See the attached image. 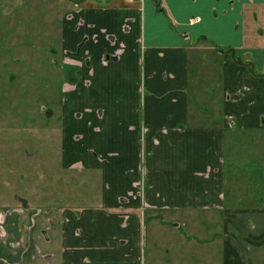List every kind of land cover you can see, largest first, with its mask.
<instances>
[{
    "label": "crops",
    "instance_id": "0c3cea01",
    "mask_svg": "<svg viewBox=\"0 0 264 264\" xmlns=\"http://www.w3.org/2000/svg\"><path fill=\"white\" fill-rule=\"evenodd\" d=\"M80 5L59 120L77 179L7 214L0 264H264V0Z\"/></svg>",
    "mask_w": 264,
    "mask_h": 264
},
{
    "label": "rangeland",
    "instance_id": "374dc122",
    "mask_svg": "<svg viewBox=\"0 0 264 264\" xmlns=\"http://www.w3.org/2000/svg\"><path fill=\"white\" fill-rule=\"evenodd\" d=\"M83 1L0 0V212L56 203L77 179L61 165L59 120L64 66L74 79L79 64L61 40Z\"/></svg>",
    "mask_w": 264,
    "mask_h": 264
},
{
    "label": "flooded vegetation",
    "instance_id": "af4514ba",
    "mask_svg": "<svg viewBox=\"0 0 264 264\" xmlns=\"http://www.w3.org/2000/svg\"><path fill=\"white\" fill-rule=\"evenodd\" d=\"M81 9V5H78L77 7H76V10H72L70 13H68V16H67V18L69 19H73V17H74V12L75 11H79ZM82 24V21L80 20V22H79V25H81ZM63 50V55L70 61V62H73V63H75V61H78L77 63L79 64V66L78 67H83L84 66V64L85 63H87V61L89 60L88 59V57H86L85 56V58L84 57H82L81 55H79V53H75V52H72V51H70V50H67V49H64V48H62ZM120 55V52H117L116 54H115V56L117 57V56H119ZM106 59V58H105ZM65 65V64H64ZM68 65L66 64L65 66H64V73H65V83H71L72 81L71 80H73L71 77H70V75H69V70H68ZM78 71V70H77ZM64 85V84H63ZM63 88H64V86H63ZM8 213H6V212H0V220H2V222H1V225H0V234L2 235V234H5V228H4V223H5V221H6V219H7V217H8V215H7Z\"/></svg>",
    "mask_w": 264,
    "mask_h": 264
},
{
    "label": "built area",
    "instance_id": "2783aa9c",
    "mask_svg": "<svg viewBox=\"0 0 264 264\" xmlns=\"http://www.w3.org/2000/svg\"><path fill=\"white\" fill-rule=\"evenodd\" d=\"M196 20V19H195Z\"/></svg>",
    "mask_w": 264,
    "mask_h": 264
}]
</instances>
